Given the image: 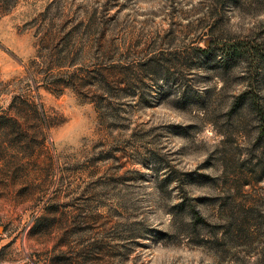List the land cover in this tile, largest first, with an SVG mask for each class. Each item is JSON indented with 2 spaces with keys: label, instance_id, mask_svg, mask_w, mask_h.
<instances>
[{
  "label": "rangeland",
  "instance_id": "rangeland-1",
  "mask_svg": "<svg viewBox=\"0 0 264 264\" xmlns=\"http://www.w3.org/2000/svg\"><path fill=\"white\" fill-rule=\"evenodd\" d=\"M247 89L264 0H0V264H264Z\"/></svg>",
  "mask_w": 264,
  "mask_h": 264
},
{
  "label": "trees",
  "instance_id": "trees-1",
  "mask_svg": "<svg viewBox=\"0 0 264 264\" xmlns=\"http://www.w3.org/2000/svg\"><path fill=\"white\" fill-rule=\"evenodd\" d=\"M239 48H221V53H222V59L223 62H226L230 57H234L236 59H239L241 56H239L238 50ZM71 85V84H68ZM242 98V104L241 105H247L252 108H256V112L260 116V132L259 135L260 137H264V108L261 107L260 104H258V101L255 99L254 96L249 95V90L247 89L240 95V99Z\"/></svg>",
  "mask_w": 264,
  "mask_h": 264
}]
</instances>
